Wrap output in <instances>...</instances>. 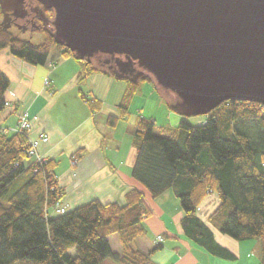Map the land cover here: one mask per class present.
Listing matches in <instances>:
<instances>
[{
  "label": "trees",
  "instance_id": "16d2710c",
  "mask_svg": "<svg viewBox=\"0 0 264 264\" xmlns=\"http://www.w3.org/2000/svg\"><path fill=\"white\" fill-rule=\"evenodd\" d=\"M33 5L27 3L26 9ZM45 17L52 19L53 12ZM12 20L16 21L4 23L0 7V52L9 50L33 66H43L56 56L73 57L83 66L82 81L94 72L125 81L123 114L129 113L141 82H152L148 75L136 81L119 79L96 60L80 61L55 42L50 25L39 29L46 34L44 42L23 40L11 31ZM9 87L0 70V115L7 106ZM91 106L99 110L101 104L93 101ZM205 118L199 125L182 120L175 127H158L154 119L139 116L131 175L153 200L173 192L184 214L180 221L184 236L208 254L232 262L238 259L216 241L215 230L239 243L259 240L260 264H264V106L229 101ZM117 120L110 117L108 124L114 127ZM29 136L0 128V264H106L108 260L160 264L153 256L163 249L162 236L150 252L135 246L146 236L144 223L154 214L143 191H128L123 205L96 200L58 214L57 204L66 194L58 182V163H41L30 156ZM212 194L219 197L220 205L206 222L199 211ZM111 236H117L120 252L113 250Z\"/></svg>",
  "mask_w": 264,
  "mask_h": 264
},
{
  "label": "water",
  "instance_id": "95a60500",
  "mask_svg": "<svg viewBox=\"0 0 264 264\" xmlns=\"http://www.w3.org/2000/svg\"><path fill=\"white\" fill-rule=\"evenodd\" d=\"M27 3L77 59L123 80L148 75L182 116L264 106V0H0L4 23L25 19Z\"/></svg>",
  "mask_w": 264,
  "mask_h": 264
},
{
  "label": "crops",
  "instance_id": "0c3cea01",
  "mask_svg": "<svg viewBox=\"0 0 264 264\" xmlns=\"http://www.w3.org/2000/svg\"><path fill=\"white\" fill-rule=\"evenodd\" d=\"M0 70L10 83L6 94L9 105L0 115V128L13 130L26 113L33 121L30 136L49 137L39 154L58 163V182L66 193L62 204L69 211L96 200L123 205L128 191L141 190L131 173L137 157L136 120L142 115L132 121L130 110L122 113L125 81L100 72L82 81L83 66L73 57L56 56L43 66H33L9 50L0 52ZM46 81L51 83L48 89ZM88 101L99 102L100 109L93 110ZM110 117L118 119L114 127L108 124ZM174 198L169 191L156 200L151 198L148 204L153 217L158 214L162 220L157 227L149 224L153 217L145 221L147 234L135 241L136 248L150 252L162 236L170 241L162 243L163 249L153 256L160 264H260L259 240L239 243L214 230L216 241L237 256L232 262L211 256L186 238L180 226L184 214ZM219 205L216 194L208 196L199 216L207 222ZM113 237L109 238L115 245L112 248L120 252L119 241L113 243Z\"/></svg>",
  "mask_w": 264,
  "mask_h": 264
},
{
  "label": "rangeland",
  "instance_id": "374dc122",
  "mask_svg": "<svg viewBox=\"0 0 264 264\" xmlns=\"http://www.w3.org/2000/svg\"><path fill=\"white\" fill-rule=\"evenodd\" d=\"M11 31L18 34L23 40L32 41L34 43H42L46 38V34L40 30H27L20 31L18 27H12ZM48 89V87L46 86ZM177 99L174 94L161 89L153 82H141L140 90L138 91L135 99L133 100L130 113L132 114V121L135 116L141 114L143 117L154 119L157 122L158 127H175L182 120H188L193 125H199L203 123L205 116H191L185 117L176 112L173 106L176 104ZM20 121V120H19ZM141 190L145 193L147 202L152 203V199L148 191L144 186L140 184ZM173 193L172 191H169ZM176 203L180 205V202L174 198ZM154 205V204H153ZM181 206V205H180ZM171 218V217H170ZM152 219V218H151ZM160 215L156 214L155 217L149 222L152 227L159 225ZM162 220V219H161ZM158 229L154 228L153 230ZM156 232H159L158 230ZM118 241L117 236L112 238V242ZM169 239H164L162 243L169 242ZM112 243V244H113ZM119 243V242H118ZM115 248V245L112 246ZM261 254V250H260ZM106 264H117L110 260L106 261Z\"/></svg>",
  "mask_w": 264,
  "mask_h": 264
},
{
  "label": "built area",
  "instance_id": "2783aa9c",
  "mask_svg": "<svg viewBox=\"0 0 264 264\" xmlns=\"http://www.w3.org/2000/svg\"><path fill=\"white\" fill-rule=\"evenodd\" d=\"M50 81L45 82V86L48 88L50 87ZM7 105L9 103L7 102ZM37 120V119H35ZM33 129V121L28 118V115L26 113L22 114L20 116V121L18 123V126L14 128L12 131L16 133H23L26 132L30 135ZM49 142V137L47 135L41 134L38 137H31L29 136V143H30V149H29V155L35 157V159L38 162H46V160L39 154V148L41 145L47 144ZM68 210L67 205L64 204H57L56 212L58 214H64ZM162 237H158L157 241L162 242Z\"/></svg>",
  "mask_w": 264,
  "mask_h": 264
},
{
  "label": "flooded vegetation",
  "instance_id": "af4514ba",
  "mask_svg": "<svg viewBox=\"0 0 264 264\" xmlns=\"http://www.w3.org/2000/svg\"><path fill=\"white\" fill-rule=\"evenodd\" d=\"M28 8H31V7H28ZM30 12L31 11L29 10V13H28L27 17L25 19H23V20H16V21L12 20V22H13L12 24L15 25V27L20 26L22 29L39 30L41 26H44V23H43L42 20L39 19V17L36 16V14H33L32 12L30 14ZM95 60L98 61V62L100 61L99 58H97ZM101 60H103V59H101ZM139 74H140V71H139L138 68H136V71H134V74H132L131 79L133 80Z\"/></svg>",
  "mask_w": 264,
  "mask_h": 264
}]
</instances>
